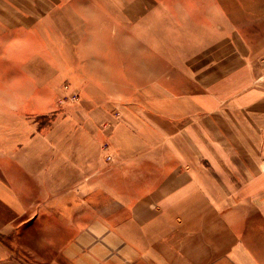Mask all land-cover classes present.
<instances>
[{"label": "rangeland", "instance_id": "1", "mask_svg": "<svg viewBox=\"0 0 264 264\" xmlns=\"http://www.w3.org/2000/svg\"><path fill=\"white\" fill-rule=\"evenodd\" d=\"M17 2L85 7L79 17L59 10L52 18L63 47L74 43L82 59L72 76L58 77L57 86L54 77H38L56 88L21 109L26 129L12 124L17 109L0 107V150L24 146L1 138L10 113V128L31 139L40 134L31 148L52 146L57 160V183L44 189L39 178L19 170L16 155L0 156V176L21 185L28 208L9 234L0 233L13 251L0 264H264V218L257 203L227 195L223 187L212 194L177 182L160 186L177 152V124L163 119L162 104L172 105V112H180L179 125H186L194 111L176 103L208 97L209 83L224 73L225 63L237 65L247 46L257 47L264 38V0ZM215 51L233 56L210 60ZM255 62L262 74L250 82L260 86L264 55ZM243 78L233 80L241 86ZM14 216L0 203V228Z\"/></svg>", "mask_w": 264, "mask_h": 264}, {"label": "crops", "instance_id": "2", "mask_svg": "<svg viewBox=\"0 0 264 264\" xmlns=\"http://www.w3.org/2000/svg\"><path fill=\"white\" fill-rule=\"evenodd\" d=\"M17 1H11L10 5L9 0H0V107L17 109L13 110L12 116L10 113L6 115L7 127H3L1 138L8 142L18 140L24 146L17 152L9 146L2 147L0 156L9 158L16 155L13 160H17L19 170L32 178H39L40 186L47 189L49 183H57L54 168L57 160L52 158L54 147L31 148V142L34 143L40 134L31 139L25 131L11 129L10 116L12 124H22L25 128L26 115L21 109L26 108L28 101H41L42 91L49 92V96L55 92L52 81L46 85L48 83H42L38 77H54L57 86L58 77L74 74L75 65L82 57L77 56L74 43L63 47L62 32L55 29L52 18L59 10L72 15L76 12L79 17L78 13H82L85 7H19ZM246 49L238 59L241 63L234 65L231 61L223 65L221 70L224 73L219 77L223 81L216 78L209 83L208 97L195 95L192 100H178V108L194 111L185 126L179 125L182 121L180 112H172V105L166 102L162 104L163 119L177 124L172 141L177 152L176 159L173 156L175 164L168 167L170 172L160 186L177 182L174 186L210 188L212 194L211 189L223 187L228 189L227 195L257 203L264 218V84L256 86L250 82L262 74L255 61L264 55V38L257 47L247 46ZM214 53L210 60H229L233 56L225 52L222 58L217 51ZM237 74L244 77L245 83L241 86L233 80ZM27 77L31 79L28 86ZM202 112H208V116H201ZM165 128L163 125L162 129L168 130ZM70 136L72 145L74 137ZM27 154L37 157L36 161L41 159V162L34 164L27 159ZM165 165L167 163H162ZM1 167L5 171L8 165ZM0 203L15 213L13 219L0 228L1 234H9L14 222L25 218L28 210L21 185L9 175L0 176ZM12 252L0 238V262L10 259ZM51 264L61 263L54 261Z\"/></svg>", "mask_w": 264, "mask_h": 264}, {"label": "built area", "instance_id": "3", "mask_svg": "<svg viewBox=\"0 0 264 264\" xmlns=\"http://www.w3.org/2000/svg\"><path fill=\"white\" fill-rule=\"evenodd\" d=\"M74 97V100H77L78 99V96L77 95H75V96H73Z\"/></svg>", "mask_w": 264, "mask_h": 264}]
</instances>
